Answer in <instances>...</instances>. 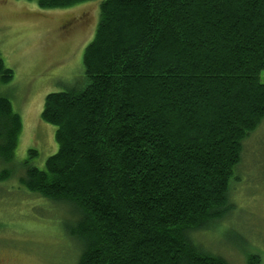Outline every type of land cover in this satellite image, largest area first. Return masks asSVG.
Here are the masks:
<instances>
[{
    "label": "trees",
    "instance_id": "trees-1",
    "mask_svg": "<svg viewBox=\"0 0 264 264\" xmlns=\"http://www.w3.org/2000/svg\"><path fill=\"white\" fill-rule=\"evenodd\" d=\"M82 63L83 88L44 99L56 153L19 177L71 208L77 264H228L193 235L230 211L243 143L264 120V0H103ZM12 76L0 59V83ZM21 129L0 95L2 164Z\"/></svg>",
    "mask_w": 264,
    "mask_h": 264
},
{
    "label": "rangeland",
    "instance_id": "rangeland-1",
    "mask_svg": "<svg viewBox=\"0 0 264 264\" xmlns=\"http://www.w3.org/2000/svg\"><path fill=\"white\" fill-rule=\"evenodd\" d=\"M102 1L43 10L27 0H0V59L13 72L8 83H0V95L22 122L13 161L0 162V171H13L0 181V264H77L82 242L70 233L71 208L29 192L19 177L23 161L42 169L58 149L56 127L40 118L44 99L86 85L83 51L93 38ZM234 175L230 211L193 238L228 264H245L250 254L264 264V120L244 141Z\"/></svg>",
    "mask_w": 264,
    "mask_h": 264
}]
</instances>
